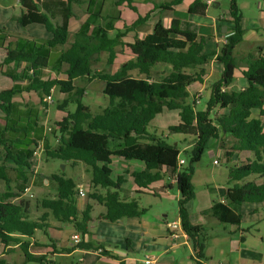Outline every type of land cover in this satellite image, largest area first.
Wrapping results in <instances>:
<instances>
[{
	"label": "trees",
	"instance_id": "trees-1",
	"mask_svg": "<svg viewBox=\"0 0 264 264\" xmlns=\"http://www.w3.org/2000/svg\"><path fill=\"white\" fill-rule=\"evenodd\" d=\"M182 1L169 0L155 8L172 10V6ZM237 1L229 0L230 33L226 35V41L217 54L215 51L204 52L205 39L199 34L197 24L178 17H173L168 26L159 18L144 36L134 35L130 42L123 41L128 31L144 24L152 12L139 14L134 0H115L116 6L125 5L137 12V16L131 24H124L123 30H116L112 36L107 31L112 29V23L93 33L76 31L70 34L68 25L73 15L71 4L79 0H18L20 14L13 17L22 26L42 25L51 34L43 44L33 41L26 48L30 42L26 39L22 48L18 49L14 60L25 62L32 72L37 73L36 59L47 57L49 48L65 46L60 52L59 63L67 66L66 78L44 80L39 85L27 88L41 90L42 98L51 95L55 88L60 93L68 94L67 98L57 104L58 109L66 112V115L54 122V135L58 138V143L55 146L45 143V157L71 161L72 164L82 161L89 166L90 181L94 188L89 196L104 205L105 212L101 214V218L108 221L138 217L146 210L136 199H128L122 195L126 179L124 173L112 178V168L109 165L113 156L144 164L143 169L130 172L137 193L152 192V184L162 179L161 170L165 165L175 177L179 194L178 217L197 258L194 264H203L201 259L205 257V243L200 237L202 227L193 222L194 217L188 211V203L194 196L191 179L195 164L212 138L219 139L222 143L220 147L227 162H230L234 151H247L251 156L245 161L232 164L228 169L229 182H235L233 196H229L225 188H209L210 191H217L218 196L225 200L212 201L209 207L200 210L198 214L211 215L224 222L230 211L239 215L243 203L264 201V44L256 47V55L234 54L237 44L243 40L245 30ZM206 8V0H193L187 13L202 16ZM115 17L118 18L119 15ZM117 46L122 49L126 47L132 54L131 58L122 62L112 73L92 68L93 61L101 52L107 54L106 63L112 64L117 55ZM213 56L222 66L221 76L211 86L205 108L197 109L194 94L192 101L187 102L190 95L188 88L193 83L204 81L207 75L205 65ZM158 64L169 66L170 70L164 75L156 76L155 67ZM132 71H136L137 75H133ZM236 71L243 75L246 85L238 90H228L226 87L234 79ZM77 79L103 82L102 93L108 97V104L100 112L92 113L89 106L82 103L85 88L75 85L74 81ZM17 91L13 85L0 89V109L5 114ZM68 103L74 104L73 110H67ZM164 109L176 110L178 114V122L170 125L168 130L171 133L191 135L193 138L190 150L186 152L187 161L183 164H178L176 154L166 162L163 155L172 145L147 129L152 119ZM254 110L257 115L253 114ZM2 132L0 130V134ZM225 138L233 140L230 147L223 144ZM23 143L28 146L30 142ZM0 144L7 158L24 169L31 168L32 149L13 154L12 140L1 136ZM248 176L253 177L245 180ZM52 178L56 183L55 194L44 199L43 204L52 209L58 220L71 223L84 237L91 220V206L82 211L77 209L78 190L71 178L57 174H53ZM1 180L6 184L10 182L6 166L0 162ZM15 195L17 194L6 191L0 196V242L3 245L17 243L18 236L21 235L33 238L36 229L46 226L44 222L28 220L25 217L26 211L11 201ZM76 246L95 249L83 240ZM20 247L27 261L52 264L46 255L29 253L28 242H23ZM0 264L18 263L8 262L0 256Z\"/></svg>",
	"mask_w": 264,
	"mask_h": 264
},
{
	"label": "crops",
	"instance_id": "crops-1",
	"mask_svg": "<svg viewBox=\"0 0 264 264\" xmlns=\"http://www.w3.org/2000/svg\"><path fill=\"white\" fill-rule=\"evenodd\" d=\"M104 1L105 0H102V3ZM112 1L115 5V0ZM168 1L169 0H134V5L137 8V12L139 14L143 15L149 11L152 12L150 13L149 19L144 24L137 26L135 30L128 31V33L123 37V41L130 42L134 35L144 36L145 34L151 31L154 23L159 18H162L164 25L168 26L173 17H178L182 19H187L197 24L199 27V34L205 39L204 52L209 53L215 51V54H217L219 52L220 47L226 41V35L230 33L229 28L231 27V23L229 22L230 16L228 13L225 16H219V18H213L209 15V7L214 5L218 6L219 3L216 0H206L207 8L205 14L202 16L190 13H187L186 16H183L179 12L178 6L181 3H186V8L188 9L189 4L193 0H183L180 4L172 6V10H160L158 8H155V6H158L160 3ZM74 3L83 4L85 2L79 0V2ZM117 7L122 10L125 8L129 11L125 13L120 12L118 14V18L115 17L116 15H99L97 17L98 20L94 21L95 14L90 13L88 10H86L87 14L81 16L82 22L72 23L69 19L68 29L70 34L76 31H86L89 33H93L99 28H105L108 23H112L113 26L112 29L107 30L109 36L114 35L116 33V30H123L124 24L129 25L132 23V21L136 19L137 12L132 11L125 5H118ZM257 11L258 17H256V15H252L249 18L245 19L243 16V24L245 30L243 34V40L241 42H245L246 39L249 37L258 35L260 31L264 32V0H261V2L259 3ZM205 28H210L211 30V33H207L206 36H204ZM46 33L47 34L42 31V37H39L38 35H31L30 39L27 40H31V38H36L34 42L38 43L39 45L43 44L44 42H46L47 39L51 37V34L48 31H46ZM1 35L2 40L0 41V89L12 86L11 81H13L14 78L15 81H13V83L15 82V84H13V87L18 91L12 96L11 107L9 108L7 114H5L0 109V130L3 131L0 136L1 138L6 140H12L13 154L22 153L24 150L16 151L14 148V144L25 145V143L23 142L30 141L31 144H33V146L35 147L36 144H39L42 140H45V145V143L47 142L46 139H49L48 136L50 134L49 132L47 133L45 131L44 124H41V118L38 114V107L36 109V106H41L43 112L45 113V115H47L50 103L44 100L45 97L42 98L41 90H37L40 98L39 105L35 101L30 102L25 100L22 95V92L31 91L27 88L32 85H39L44 80L54 78H66L65 70L67 66L65 64L59 63L60 52L62 49L65 48V46L63 45L60 47L58 57L55 56L52 51L54 48L57 47L56 46L54 48L48 49L47 57L37 58L36 63L38 64V67L35 71L37 73H34L32 72L31 68H27L25 62H17L14 60V57L18 54V49L22 48L23 44L21 45L20 42L26 40V38L19 37L17 35H12L6 32H1ZM263 44L264 42L256 46H260ZM237 52L238 54L245 53L242 50H239ZM116 53V58L114 59L113 63L110 64L112 67H114L111 73L114 72L122 62L128 60L132 56L131 52L126 47L122 49L120 46H117ZM252 54H257V48L256 52ZM52 56L55 57V60L57 58L56 61L58 62V65L55 62L53 63L52 61H50L54 60L52 59ZM214 58L215 56H213L211 60L207 63L210 66V69L207 71V75L204 77V81L202 83H198L199 86L204 84L207 78L211 75L212 69L215 68L217 62L214 60ZM42 59H45L47 61V64H42ZM213 62H215V65ZM221 70L222 66L220 68V71ZM80 81L90 83L92 81L98 80L77 79L74 81L75 85L84 87L83 84H79ZM16 82H19V84H17ZM245 85L246 81L243 75L240 73V71H236L234 79L226 88L228 90H238L245 87ZM188 91L190 94L192 93L191 89L189 88ZM84 93H87V89L84 90ZM52 94L53 92L51 93V95ZM63 100L64 99L57 102V104L61 103ZM52 103H54V101ZM102 108L103 107L100 108V111ZM58 110H60L61 112L63 111V114H61L55 121L60 120L64 115H66V112L64 110ZM29 128L40 129L42 133L39 135H35L36 132H34L32 133L31 137H29L27 133ZM50 128L51 127H48V130H50ZM53 133H55L54 129ZM22 134L25 138L22 136ZM191 145L192 143L189 145V147ZM29 149L33 150V148L28 147L27 151ZM219 149L220 153L223 155L222 148ZM250 156V152L247 151H234L230 157V163L237 164L238 162L247 160L248 158H250ZM0 162L3 163L6 168L12 167V169L14 168L15 170H20L21 174L30 173L35 167L34 162H32L30 169H24V167L17 165L11 158L6 157V152L1 144ZM138 167L140 169H143L144 165ZM165 168L166 170H168L165 165L162 167V170H164ZM135 169L136 167L134 168L131 166L130 169H125L118 173H124L126 177L132 178L130 176V172ZM173 183H175V177L173 178ZM170 184H167L168 188H170ZM123 188L125 190H129L128 188ZM152 188L154 192L152 191L153 193H147H151L150 195H152V197L154 198H161L163 194H167L165 187ZM217 188L225 187L219 186L216 187V189ZM130 191L131 192L126 193V197L128 199L133 198L132 191L135 192V188H130ZM4 192L6 191H0V196ZM227 194L229 196H233L234 190L231 194L227 190ZM178 195L179 194L176 195V199L178 198ZM20 197L21 195L12 198L11 201L16 203L15 201L18 200ZM218 200L224 201L225 198L219 197ZM94 202L97 203L96 201ZM261 203H264V201ZM99 205L103 207V211H101L97 216H92L90 214L91 220L88 222V233L85 234L84 237H82L81 234L73 228L71 223L67 221L58 220L55 216L53 218V221H49L46 217L47 215L44 214L40 222H44V224L46 225L44 227L50 229V233L52 234L49 237L50 243L38 242V234L40 233V228L35 231L33 238L21 235L18 236L19 241L17 243H9L7 245H3L0 242V256L6 259L8 262L27 264L28 261L26 260L24 252L20 247L21 244L26 241L28 242L27 251L29 253L34 255H46L47 258H50L52 264H147L145 263L146 256H148L152 260L149 264H194L197 260L191 242L188 239L187 234L182 229L180 219L179 227L175 230L179 236L178 238H174L171 235V229L168 227V224H170L174 220H169L167 217L168 214L164 211L160 214H152L146 209L145 212L138 217H123L116 221H108L106 219L101 218V214L105 212V207L102 204ZM87 206H91L92 212L93 204L85 203L83 206H80L78 203H76V207L79 211L84 210ZM26 208H28V205L25 204L24 209L26 210ZM252 210L254 211L256 209L253 208ZM203 217L214 226L221 224L223 225V223L234 225L233 230L230 229L231 235H229V239L225 235L228 231L226 229L216 234V238H219V240L225 239L224 241L226 248L224 249V252L220 249V252L217 253L218 255L216 257L210 256V263H207L204 257V259H201L203 264H263L264 251H259L255 248L251 249L246 243L245 236L240 233V225L242 218L240 214L238 215V213H236L235 211H230L224 222L219 221L217 218L211 215ZM64 222L72 227V229L70 230V232H68V235L66 236V244H63L64 235L62 236L61 233H59L62 232V223ZM235 229L238 232L236 236L234 235ZM45 233L46 232H44V234ZM74 233H79L80 241L83 240L85 243L92 245V248L95 249H82L77 247V243H74L71 239V236ZM221 246L222 244H219V247ZM57 258L59 259L58 262L56 261Z\"/></svg>",
	"mask_w": 264,
	"mask_h": 264
},
{
	"label": "rangeland",
	"instance_id": "rangeland-1",
	"mask_svg": "<svg viewBox=\"0 0 264 264\" xmlns=\"http://www.w3.org/2000/svg\"><path fill=\"white\" fill-rule=\"evenodd\" d=\"M85 3H72V9L74 15L70 18V22H82L81 16L86 15V10L94 15V21H97V17L99 15H118L120 12H127L128 9H119L116 5L113 4L112 0H105L102 3V0H81ZM219 5L210 6L208 9L209 15L213 18H219V16H225L229 11V0H216ZM261 0H238V6L241 9V12L245 19L249 18L252 15H256L258 17L257 7ZM187 5L186 3H181L178 6V10L181 15L186 16L187 14ZM131 13V12H130ZM20 14V4L18 0H0V41L2 40L1 32H6L12 35H17L19 37H23L26 39H30L31 35L42 37L41 32L43 31L45 34V28L39 24H31L28 26H22L17 23L13 17ZM180 15V16H181ZM254 21V20H252ZM244 26V24H243ZM204 36L207 33H211L210 28H205ZM36 38H31L26 45V48H29L32 42ZM25 41V40H24ZM24 41H21L20 44H24ZM264 42V32L260 31L258 35L249 37L245 42H240L237 44L234 49V54L242 50L245 53H255L256 45ZM209 44V43H207ZM60 45L54 48L53 54L58 57ZM1 53V51H0ZM238 53V52H237ZM233 54V55H234ZM55 57L52 56V59ZM107 54L105 52H101L97 55V60H94L92 63V68L95 70H99L101 72H111L114 67L108 65L106 63ZM57 60V58H56ZM54 60H50L53 63L55 62L58 65V62ZM42 64H47L45 59H42ZM1 62V61H0ZM215 65V62H213ZM207 71L210 69V66L205 65ZM221 65L216 63L215 68L212 69L211 75L207 78L203 85L199 86L198 83H193L189 86L191 89V94L197 95L199 98V102L196 104L197 109H204L206 105V101L209 97L211 86L220 78ZM1 70V68H0ZM170 70L169 66L158 64L155 67L156 76L164 75L166 72ZM133 75H137L136 71H133ZM19 84V82H16ZM11 84L13 81H11ZM79 84H83L85 89H87V93H84L81 98L82 103L88 105L90 107L91 112L97 113L100 111L101 107H104L108 104V97L104 95L101 91L103 82L101 81H92L82 82ZM197 89V90H196ZM52 98L54 103L49 102V109L47 115L43 112L41 106L38 107V114L41 118V124H44L45 131L49 134V139H46L48 144L51 146H55L58 143V138L54 137L53 129H55L54 121L63 114L56 108L57 102L62 99L67 98L68 94H61L56 88L52 91ZM189 95L187 98V102L192 101V95ZM22 95L25 100L30 102H36L39 105V93L37 90L25 91L22 92ZM100 106V107H99ZM74 108V104L68 103L67 110L71 111ZM254 115H257V111H253ZM178 122V114L176 110L164 109L162 112L157 114L152 121L149 123L147 129L149 132H155L159 137L163 138L166 142L172 145L170 149L165 151L163 157L166 162L170 161V158L173 154L177 155L178 159H183L187 161V153L190 150L189 145L193 143V138L191 135L182 134V133H171L168 130L170 125L176 124ZM48 127H51L48 130ZM36 132L35 135H39L42 133L40 129H30L28 130V136L31 137L32 133ZM24 137V135L22 134ZM25 138V137H24ZM225 146L230 147L233 140L231 138H225ZM44 141L42 140L40 144H42L40 149V154L35 155L33 162L35 167L32 169V172L21 174L20 170H15L12 167H7L6 171L9 177V184H6L4 181H0V191H9L10 193L17 194L21 197L16 200V204L20 205L22 209H24L25 204L28 205L26 208V218L31 221H40L44 214H46L49 221H53L54 214L50 207H47L43 204V200L47 198L53 197L56 191V183L52 178L53 174L61 175L65 178H71L75 185L76 189H82L84 195L76 196V203L80 206H83L85 203L93 204V210L90 211L92 216H97L101 211H103V207L98 203H95L89 196V193L92 191L93 187L91 185V172L88 165L83 163L82 161H78L75 164H72L71 161H62L58 158H46L43 147ZM30 142V141H29ZM27 142V143H29ZM222 143L219 139L212 138L209 141L208 148L201 155L200 160L195 164L194 173L192 175L191 183L193 185L194 196L191 201L188 203V211L192 213L194 219L193 222L202 227V231L200 237L203 239L205 243L204 253H205V261L210 263V256H217L220 252V249L223 250L226 248L225 239L219 240L216 238L218 232L226 229L227 234H225L228 239L229 235H231V230H233L234 225L223 223V225L214 226L207 219H204L203 216H200L198 212L211 205L212 201L218 200L219 196L217 191H210L209 188L216 187H225L229 193L231 194L234 190L233 186L235 182H229L228 180V169L232 165L230 162L225 160V156L220 153V145ZM33 148L36 149L31 144V142L27 145L24 144H14V148L16 151L24 150L26 152L27 149ZM217 159L219 163L216 165L213 163V160ZM144 164L139 161L134 160H124L120 157L113 156L111 158L110 167L113 169L112 178L115 179L117 175H119L120 171L125 169H130L132 167H136V169H140L138 166H143ZM162 170L161 175H163L162 179L158 182L153 183L152 187H165L167 194H163L161 198H154L151 193H137L133 192V198L138 201L141 207L147 209L152 214H160L161 212H166L168 214L169 220H174L179 223V217L177 212V200L176 195L178 194V190L176 187V183H173V174L169 172V170ZM119 172V173H118ZM126 182L123 183V187L128 188L129 190L123 191L122 195L126 196V193L131 192L130 188H135L133 183V179L126 177ZM253 176H248L245 180L252 179ZM172 183V184H170ZM167 184H170V188H168ZM28 188V189H26ZM168 188V189H167ZM17 195L14 196L17 197ZM256 210H252V209ZM199 210V211H198ZM241 218V231L246 238L247 245L252 249L255 248L259 251H264V203H244L241 206L239 212ZM47 220V221H48ZM90 228V225H89ZM72 227L67 223H62V232L63 236V244H66V236ZM231 229V230H230ZM37 231V229L35 230ZM46 232L44 234V232ZM237 230L235 229L234 235L236 236ZM52 234L50 233L49 228H41L40 233L38 234V242L50 243L49 237ZM226 238V237H224ZM219 244H222L219 247ZM56 258V257H55ZM58 258L56 261L58 262ZM16 261V260H14ZM27 264H38L37 262L28 261Z\"/></svg>",
	"mask_w": 264,
	"mask_h": 264
},
{
	"label": "built area",
	"instance_id": "built-area-1",
	"mask_svg": "<svg viewBox=\"0 0 264 264\" xmlns=\"http://www.w3.org/2000/svg\"><path fill=\"white\" fill-rule=\"evenodd\" d=\"M197 95L198 94H195L194 95V98H195L196 102L198 103L199 102V98H197ZM44 100L46 102H48V103L49 102H52L53 101L52 95L45 96ZM41 145L42 144H40V143L39 144H36V149L35 150L33 149V159H34L35 155H39L40 154V149L42 147ZM183 163H184V160L183 159H179L178 160V164H183ZM213 163L214 164H218L219 161L217 159H214L213 160ZM78 195H81V196L84 195V192H83L82 189H78ZM168 227L172 231V233H171L172 237L178 238L179 235H178V233L175 230L179 227V223L176 222V221H173L170 224H168ZM71 239H72V241L74 243H79L80 242V235H79V233H74L71 236ZM151 261H152L151 258H149L148 256H146L145 263L149 264V263H151ZM47 264H51V263H47Z\"/></svg>",
	"mask_w": 264,
	"mask_h": 264
}]
</instances>
